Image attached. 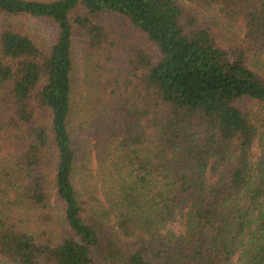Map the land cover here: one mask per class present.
<instances>
[{"label": "trees", "instance_id": "16d2710c", "mask_svg": "<svg viewBox=\"0 0 264 264\" xmlns=\"http://www.w3.org/2000/svg\"><path fill=\"white\" fill-rule=\"evenodd\" d=\"M0 262L264 264V0H0Z\"/></svg>", "mask_w": 264, "mask_h": 264}, {"label": "rangeland", "instance_id": "374dc122", "mask_svg": "<svg viewBox=\"0 0 264 264\" xmlns=\"http://www.w3.org/2000/svg\"><path fill=\"white\" fill-rule=\"evenodd\" d=\"M255 152H257V148H255ZM183 228V224L181 223H176L174 225H172V229H182ZM0 264H4L3 262H0Z\"/></svg>", "mask_w": 264, "mask_h": 264}]
</instances>
